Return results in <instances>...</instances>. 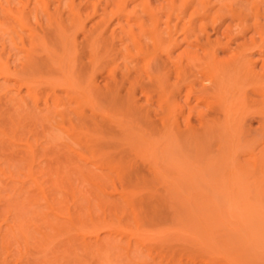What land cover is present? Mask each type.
Masks as SVG:
<instances>
[{"label":"bare ground","instance_id":"6f19581e","mask_svg":"<svg viewBox=\"0 0 264 264\" xmlns=\"http://www.w3.org/2000/svg\"><path fill=\"white\" fill-rule=\"evenodd\" d=\"M241 184L264 220V0H0V236L116 211L85 244L143 264L177 197Z\"/></svg>","mask_w":264,"mask_h":264},{"label":"rangeland","instance_id":"374dc122","mask_svg":"<svg viewBox=\"0 0 264 264\" xmlns=\"http://www.w3.org/2000/svg\"><path fill=\"white\" fill-rule=\"evenodd\" d=\"M181 50L182 47L178 48L175 54ZM201 163L193 160L185 163V176L194 179L201 175L199 166L204 165ZM111 178L119 186L123 182L117 175ZM220 178L215 177V181ZM213 186L189 193L184 203L177 197L173 206L168 205L170 216L157 219L149 228L156 237L145 244L148 262L143 264H264V220L260 217L255 220L249 206V190L242 186L244 189L239 188L242 191L221 192ZM46 206L44 211L54 216ZM58 217L60 223L46 221L40 228L32 226L33 232L27 238L0 236V264H139L140 261L128 258L124 250L96 252L83 240L93 229H99L104 220L124 225L125 218L116 211L106 215L95 212L93 216L76 212L71 217L62 213ZM99 232L104 234L108 230L102 228ZM142 258L146 261V257Z\"/></svg>","mask_w":264,"mask_h":264}]
</instances>
